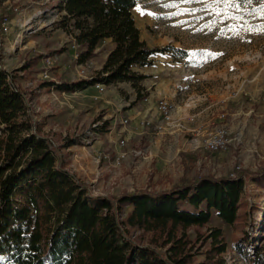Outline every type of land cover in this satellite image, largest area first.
<instances>
[{
  "label": "rangeland",
  "instance_id": "obj_1",
  "mask_svg": "<svg viewBox=\"0 0 264 264\" xmlns=\"http://www.w3.org/2000/svg\"><path fill=\"white\" fill-rule=\"evenodd\" d=\"M61 1L0 0V63L13 71L40 57L16 81L26 92L32 120L61 147L66 167L92 194L159 191L197 176L264 167V32L259 31L264 17L258 3L229 9L225 16L206 7L211 0H175L172 8L164 4L173 0H137L132 15L140 38L150 47L178 49L175 56L158 52L149 65L135 67L144 75L136 85L87 84L63 91L57 88L62 79L89 80L100 61L77 62L74 43L59 24ZM43 83L57 85L40 87ZM160 100L175 106L171 123L158 111ZM218 132H224V147L208 151L206 141ZM68 140L73 144L62 148ZM244 182L236 222L213 215L208 224L222 231L224 264H250L253 247L264 238V179L251 176ZM130 209L123 206L119 219ZM127 231L131 239L148 243L149 235L138 228ZM187 232L193 240L205 229Z\"/></svg>",
  "mask_w": 264,
  "mask_h": 264
},
{
  "label": "trees",
  "instance_id": "obj_2",
  "mask_svg": "<svg viewBox=\"0 0 264 264\" xmlns=\"http://www.w3.org/2000/svg\"><path fill=\"white\" fill-rule=\"evenodd\" d=\"M137 0H62L60 27L70 35L78 63L92 59L100 68L89 80H61L60 90L144 78L134 68L149 65L158 52L140 38L132 9ZM0 25V50L4 45ZM37 56L13 71L0 63V264H224L226 242L213 215L233 225L244 180L263 178L264 167L233 175H202L169 189L94 195L60 157L58 146L29 114L26 92L16 79L33 70ZM73 144L65 141L63 147ZM245 178V179H242ZM130 206L119 219L123 206ZM127 227L148 234L131 239ZM204 228L192 240L190 228ZM201 246H196L197 243ZM252 249L250 264H264V238ZM208 244L205 250L202 246ZM204 255L198 261L197 255Z\"/></svg>",
  "mask_w": 264,
  "mask_h": 264
},
{
  "label": "snow or ice",
  "instance_id": "obj_3",
  "mask_svg": "<svg viewBox=\"0 0 264 264\" xmlns=\"http://www.w3.org/2000/svg\"><path fill=\"white\" fill-rule=\"evenodd\" d=\"M184 3H190L191 0H182ZM254 2L258 3L260 5L259 7V15L264 17V0H211V4L206 5V7H211L215 15H225L227 16L229 9H237L244 8V10H247V7L249 5H252ZM220 6V7H216ZM164 7L172 8L176 7L175 0H173L172 3H166L164 4ZM137 11H141L140 8H137ZM253 14L257 12V9H252ZM141 14L144 13L141 11ZM235 18V17H233ZM251 30V29H249ZM260 32H264V26H260L259 28ZM211 55V54H209ZM213 58H215L213 56ZM0 259H3L0 257Z\"/></svg>",
  "mask_w": 264,
  "mask_h": 264
},
{
  "label": "built area",
  "instance_id": "obj_4",
  "mask_svg": "<svg viewBox=\"0 0 264 264\" xmlns=\"http://www.w3.org/2000/svg\"><path fill=\"white\" fill-rule=\"evenodd\" d=\"M44 61L45 65L49 67L51 64L50 58L48 57ZM41 74L44 77H47L49 75L47 69H44ZM95 85L97 88L101 89L103 84L101 85L100 83H96ZM157 108L163 119H165L166 121H170V123L173 121L172 113L175 109V106L171 102L167 100H160ZM225 141L226 140L224 138V132H218L206 141V147L208 151H216L224 147ZM120 143L124 144V141L121 140Z\"/></svg>",
  "mask_w": 264,
  "mask_h": 264
}]
</instances>
